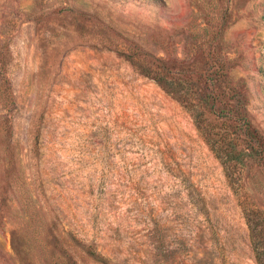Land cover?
Masks as SVG:
<instances>
[{
  "label": "rangeland",
  "instance_id": "obj_1",
  "mask_svg": "<svg viewBox=\"0 0 264 264\" xmlns=\"http://www.w3.org/2000/svg\"><path fill=\"white\" fill-rule=\"evenodd\" d=\"M257 250L264 0H0V264Z\"/></svg>",
  "mask_w": 264,
  "mask_h": 264
},
{
  "label": "trees",
  "instance_id": "obj_2",
  "mask_svg": "<svg viewBox=\"0 0 264 264\" xmlns=\"http://www.w3.org/2000/svg\"><path fill=\"white\" fill-rule=\"evenodd\" d=\"M255 257H256V261L258 262V264H264V256L262 254H259V250L256 251Z\"/></svg>",
  "mask_w": 264,
  "mask_h": 264
}]
</instances>
